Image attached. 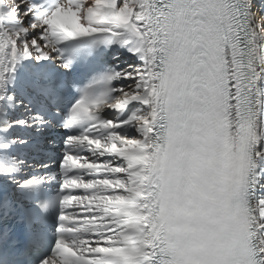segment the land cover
Here are the masks:
<instances>
[{"label":"snow or ice","instance_id":"6c2138e0","mask_svg":"<svg viewBox=\"0 0 264 264\" xmlns=\"http://www.w3.org/2000/svg\"><path fill=\"white\" fill-rule=\"evenodd\" d=\"M0 264H264V0H0Z\"/></svg>","mask_w":264,"mask_h":264}]
</instances>
